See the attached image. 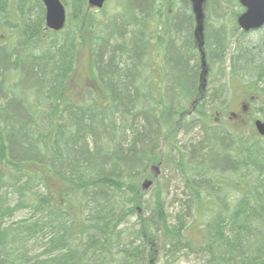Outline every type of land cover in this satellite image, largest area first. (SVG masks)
<instances>
[{"label":"trees","instance_id":"obj_1","mask_svg":"<svg viewBox=\"0 0 264 264\" xmlns=\"http://www.w3.org/2000/svg\"><path fill=\"white\" fill-rule=\"evenodd\" d=\"M110 1L62 0L54 32L43 0H0V264H264V41L240 46L239 0H206L203 28L192 0H123L115 22ZM155 167L183 194L170 213L146 200Z\"/></svg>","mask_w":264,"mask_h":264},{"label":"rangeland","instance_id":"obj_2","mask_svg":"<svg viewBox=\"0 0 264 264\" xmlns=\"http://www.w3.org/2000/svg\"><path fill=\"white\" fill-rule=\"evenodd\" d=\"M122 1L123 0H111L109 2V6H108V9H107L106 13L108 15V18L112 19L113 22L118 20V18H119L118 15L123 11L121 6H120ZM204 6H205L204 13L206 14V19L205 20L206 21L207 20L208 21L209 20L210 21L211 20L212 21L217 20V16H216L217 11L214 10V9L211 10L210 2H208V3L205 2ZM102 16L105 17V13H103V15L101 14L98 17L100 18ZM229 17L230 16H228V18ZM239 38H242L240 40V46L242 48H246L248 46L247 44H249V43H252L254 45H259V44L261 45L263 43V41H264V28L261 29V30L249 33L245 37H240L239 36ZM236 54H239V53L236 52ZM232 58H234V57L233 56L230 57L231 65H232ZM256 61L259 64H264V62H263L264 59H257ZM157 62H158V60H157ZM157 65H158V63L156 64V66ZM91 71H92L91 52H90L89 48H85L83 53H82V55H81V57L78 60L77 66H76V72H75V75H74L75 82H79V83H81V85H85V87H87L89 85V83H90L89 79H90ZM221 79L222 78L220 77V80ZM223 83H225V80L220 81L218 84H223ZM77 95H79V92H78ZM253 95L254 94H252V96ZM226 97L230 100V109H229L230 110L229 111L230 115L232 113L236 114V115H239V114L243 113L242 104L244 103V97H245L244 95L237 93L233 89V91H231V92H230V90L226 92ZM259 104L260 103H258V106H259ZM253 107H255V106L253 105ZM258 116L263 119V117L261 115H258ZM245 117H246V119H245ZM242 118H244L245 121L241 122V120L240 121L238 120L237 123L239 125L236 127L237 129H241L242 127H247L249 125L247 123H250L249 117L247 115H245ZM192 127H193V125L189 124L187 126V129L192 128ZM198 129L197 128H192V129H189L188 131L181 132L178 135V138H177L178 141H181L183 145H186V144L190 143L192 137L195 136V133H198V131H199ZM162 147H163V151L164 150L166 151V142H163ZM175 174L176 173H174V171L169 169V168H167L166 171L161 170V172H160V169L158 167L157 168L155 167L152 170V175L154 176V178L151 180L153 182L156 181L155 185H154V187L151 185L148 189H145L148 192L147 195H146V200L147 201L148 200L149 201L152 200V198L154 197V194L156 192V188L157 189L160 188L161 191H164V193L166 192V194L164 195L163 199L166 200L167 211L169 213H170V210L172 209V206L175 203H178L179 200H181L182 197L180 195H183V194H181V192H178L176 190L177 186L173 185V183H171V181L173 180L174 176H176ZM159 182H160V184H159ZM145 185H147V183H145ZM27 217H28V213H21V214H18L13 219V221H11V222L19 221V220H22V219L27 218ZM137 219L138 218L136 216V217L131 219V222L134 223ZM158 264H169V263L167 262V260L162 259ZM176 264H203V263H202L201 260H197L196 258L191 257V258H183L180 262H178Z\"/></svg>","mask_w":264,"mask_h":264},{"label":"water","instance_id":"obj_3","mask_svg":"<svg viewBox=\"0 0 264 264\" xmlns=\"http://www.w3.org/2000/svg\"><path fill=\"white\" fill-rule=\"evenodd\" d=\"M194 11L197 15L199 28H203V5L206 0H192ZM107 0H88L89 5L101 10ZM243 8L246 9L238 19V24L242 31L250 33L264 28V0H239ZM46 9V25L48 29L59 32L62 31L68 19L67 9L62 0H43ZM201 30V29H200ZM258 133L264 137V122L259 120L255 124ZM151 186V182L145 185V189Z\"/></svg>","mask_w":264,"mask_h":264},{"label":"flooded vegetation","instance_id":"obj_4","mask_svg":"<svg viewBox=\"0 0 264 264\" xmlns=\"http://www.w3.org/2000/svg\"><path fill=\"white\" fill-rule=\"evenodd\" d=\"M251 99H252L251 101H254L256 98H251ZM242 107H243V113H241L239 115H236V114L232 113L231 117L240 120V118L242 116H245L247 112H249L251 109H253L252 103H249L248 101H245L242 104Z\"/></svg>","mask_w":264,"mask_h":264}]
</instances>
